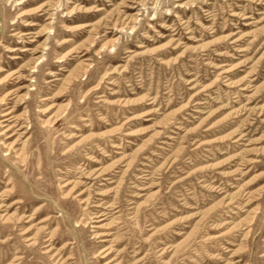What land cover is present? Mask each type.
<instances>
[{
    "label": "rangeland",
    "instance_id": "374dc122",
    "mask_svg": "<svg viewBox=\"0 0 264 264\" xmlns=\"http://www.w3.org/2000/svg\"><path fill=\"white\" fill-rule=\"evenodd\" d=\"M0 264H264V0H0Z\"/></svg>",
    "mask_w": 264,
    "mask_h": 264
},
{
    "label": "bare ground",
    "instance_id": "6f19581e",
    "mask_svg": "<svg viewBox=\"0 0 264 264\" xmlns=\"http://www.w3.org/2000/svg\"><path fill=\"white\" fill-rule=\"evenodd\" d=\"M11 113H12V111H7V112L4 113L3 115H4V116H9ZM8 120H9V118H6L4 121H8ZM11 128H12V126L8 127V128L5 129V131L2 132V133H5V132L9 131ZM10 137H12V136H10ZM2 216H4V214H2ZM2 216H1V217H2ZM4 218H5V217H4ZM8 219H9V217L6 218V221H7ZM98 227H100V226H98ZM29 240H31V238H29ZM50 240H51L50 238L46 239V241H50ZM35 242H36V241H34L33 244H34ZM51 245H52V244H48V245L46 246V247H48L47 250H46V252L49 253V255L52 253V251H53V249H54ZM106 249H108V248H106ZM106 249H105V250H106ZM105 250H104V251H105ZM109 253H110V251H109L107 254H105V256L108 255ZM57 255H58V254L55 253V254H53V255H51V256H52L53 258H55ZM60 261H61V260H60ZM60 261H59V262H60ZM62 263H66V262L63 261Z\"/></svg>",
    "mask_w": 264,
    "mask_h": 264
}]
</instances>
